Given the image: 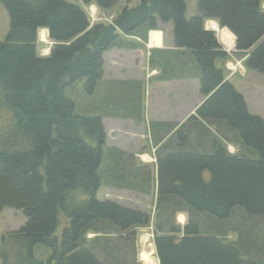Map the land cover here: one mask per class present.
Here are the masks:
<instances>
[{"label":"trees","instance_id":"obj_1","mask_svg":"<svg viewBox=\"0 0 264 264\" xmlns=\"http://www.w3.org/2000/svg\"><path fill=\"white\" fill-rule=\"evenodd\" d=\"M77 1L109 10L119 0ZM0 4L9 18L0 42V212L25 217L17 231L2 235L0 264H134L127 259L135 231L149 225L150 215L96 195L105 184L149 196L151 183L159 264H264L255 226L227 223L235 211L264 223V122L225 81L217 62L228 55L204 29L205 20L216 21L225 46L235 40V51L245 54L246 70L264 74V0H198V15L189 18L185 0H139L109 24H91L68 0ZM160 23H172L179 52L151 51V65L165 79L197 76L204 101L179 129L154 125L160 148L152 178L105 148L102 119H138L140 87L102 82V55L141 48L119 34L144 43ZM40 29L53 43L47 57L36 54ZM229 144L237 152L229 153ZM180 212L187 223L174 227ZM232 230L238 236L229 242ZM89 232L115 234L123 245L114 237L91 242Z\"/></svg>","mask_w":264,"mask_h":264},{"label":"rangeland","instance_id":"obj_2","mask_svg":"<svg viewBox=\"0 0 264 264\" xmlns=\"http://www.w3.org/2000/svg\"><path fill=\"white\" fill-rule=\"evenodd\" d=\"M68 1L79 5L84 11H87L86 13L90 19V22L94 24H109L120 13L123 7L128 6L131 8L139 2V0H119L118 3L109 10H100L93 4L85 6L77 0ZM197 1L198 0H185L187 18L198 15L196 6ZM8 30V14L0 4V42L5 40ZM172 30V23L159 24L158 31L161 33V41L163 44L162 47H167L166 45H168V43L172 44ZM40 32L41 30H39L37 33L36 54L38 57H47L51 52L53 43L47 36V31H45V38H40ZM119 35L122 37L121 34ZM159 36V33H154L152 35L150 40L152 46L160 44ZM149 39L150 37L148 40ZM138 42L141 44V48L138 49L111 48L107 52L105 60L102 58V60H104V67H102L103 75L111 80L123 81L132 79L135 80L136 78L146 79L145 76L147 75V72L151 71L148 72L147 78H149V81L145 83V92L143 99H141L143 102L142 107L143 113L145 112L146 122L157 120L181 122L184 118L189 116L190 113L194 112V108L199 105L202 100L204 101V98L199 95L200 85L198 77L193 76L190 82L187 80L188 78L185 79L182 77L175 78L176 80L174 81H172L170 78L168 80H161L162 76L160 68L156 70L150 69L149 64L151 65V63H148V59L150 62V57L148 58L146 56L148 52L144 48V44L140 41ZM149 46L150 44L147 43L146 48L148 49ZM222 49L227 53L228 59L224 61L223 64L219 61L217 64L218 66H223L224 68L225 81L231 83L235 90L242 95L248 113L261 118L264 122V74L246 70L244 66L246 56L244 53L236 52L234 46L233 48L228 49V47L222 45ZM177 72L178 71H176L175 74L178 75ZM151 77L156 78V80L151 82ZM158 88H160V90L157 92ZM174 93H176L175 98L172 99L170 96ZM141 96L142 95L140 94V97ZM117 119L119 118L109 117L106 120V124L109 127L108 131H111L113 137L117 139L116 141H111L110 144L121 147L124 146V141L128 146L136 147L137 149H145L146 147L143 134V130H145V124H141L140 122V124H137L136 126L131 125V123L126 124L118 122ZM125 126L127 128H125ZM153 150L156 151V149ZM227 150L232 154L237 152V149L231 144L227 145ZM149 151L151 152V149H149ZM139 162L142 164V166H149V161L147 159L143 160L141 157V161L139 160ZM152 191H154L153 183H151V192ZM150 196L151 195L142 196L140 193L135 194L124 190L111 191L105 184H103L96 195V198L99 201L110 200L123 207L135 208L150 214L149 225L146 227L137 228L135 231V243L133 246L134 252L132 254L130 253L127 259L128 263L133 261L134 264H144L145 262L141 259V255L143 254H141V252L149 254V252L153 250L154 255L152 254V256H154L153 258H155L156 264H158V258L156 259L157 256L155 254V247L153 244L154 236L159 233L157 230L158 218L154 215V212H152V198ZM241 217L243 219H241ZM172 222V226L174 227L185 225L187 223V214L183 212L176 214ZM24 223L25 217L21 211L10 208L2 210L0 212V241L2 235L17 231ZM227 223L232 224L233 226H240L242 224L246 229L247 227L250 228L254 225L255 228L253 229L254 231H252L254 232L253 234L256 235L253 238L257 239L258 244H261V239L264 240V223L258 218H247L235 211L230 215ZM65 224L66 221L62 220V226ZM114 235L115 234L107 235V237H105L99 233L89 232L86 238L92 242L96 238H98V240L107 238L108 240L111 237H114V239L116 238L114 242H117V247L119 248V246L123 245V242H119L117 240V236ZM140 236L145 240L142 244H139ZM237 236V233L233 230L227 231L226 238L229 242L235 241ZM114 242H112L111 245L115 246Z\"/></svg>","mask_w":264,"mask_h":264},{"label":"crops","instance_id":"obj_3","mask_svg":"<svg viewBox=\"0 0 264 264\" xmlns=\"http://www.w3.org/2000/svg\"><path fill=\"white\" fill-rule=\"evenodd\" d=\"M204 29L206 30V31H211V32H213L214 34H215V37L217 38V40H218V42H219V44L222 46H225L224 45V43L221 41V38H220V36H219V34H220V29H223V28H220L219 27V25H218V23L216 22V21H213V20H205L204 21ZM226 29V28H225ZM227 30V29H226ZM43 31H45V30H43ZM154 33H159L160 34V36H159V41H160V44L159 45H151V37H152V35L154 34ZM46 34H47V32H46ZM122 37H124V39H126V40H129V41H133L134 43H137V44H140L138 41H140V42H142L140 39H138V38H131V37H127V36H122ZM150 37V39L148 40V38ZM169 37V36H168ZM143 43V42H142ZM147 43H149L150 44V46H149V48L147 49L146 48V45H147ZM222 43V44H221ZM144 44V48L147 50V54H146V56L149 58L150 57V52L151 51H156L157 53H160V52H179L178 51V49H175L174 48V46L172 47V45H173V41H172V44H169L168 43V45H166L167 47H162V41H161V33H160V31H158V30H156V31H152V33L150 32L148 35H147V40H146V42H144L143 43ZM233 46L235 47V40H234V44H233ZM154 47V48H153ZM225 47H227V46H225ZM143 48V49H144ZM233 48V47H232ZM135 49V48H134ZM228 49H231V48H228ZM109 51V50H108ZM107 51V52H108ZM107 52H105L103 55H102V58L105 60V57H106V55H107ZM104 60H102V61H104ZM148 63H150L149 62V59H148ZM156 65V64H155ZM152 66V65H150L149 64V66H150V69L151 70H156V69H158V68H160V72H161V76H162V79L161 80H168V79H165V78H163V72H162V68L161 67H159L158 65H156V66ZM103 67H104V64H103ZM149 69V70H150ZM148 72H151V71H148ZM148 72H147V75H148ZM150 74V73H149ZM147 75L145 76L146 77V79L145 78H136L135 80L134 79H132V80H123V81H120V80H111V79H109V78H107V77H105V75H103L102 74V82H104V83H106V84H112V85H114V84H123V83H129V84H136V85H139V87H140V94L142 95L141 97H140V110H139V118L138 119H135L134 117H118V116H108V117H104L103 119H102V123H103V127H104V131H105V134H106V143H105V148L106 149H111V148H114V149H116L117 151H119V152H121L123 155H125V156H127L126 158H128V159H130V160H133V164H134V167H135V169L136 170H139V171H150V172H152V175H153V177L152 178H156V166H157V162H156V160H157V155H158V151H159V148H160V146L159 145H157V144H155V142H154V140H153V136H152V130H153V128H154V125H175V129H179L180 127H181V125L183 124V123H185L186 121H187V119L191 116V115H194V112H195V110H196V108L202 103V101H201V103L199 104V105H197L195 108H194V112H192V113H190L189 114V116H187L186 118H184L181 122H174V121H167V120H157V121H149V122H146V117H145V112L143 113V107H142V104H143V102L141 101V99H143V96H144V92H145V83H147V81H149L148 79L149 78H147ZM175 78H177V77H174V78H170V79H172V81H174V80H176ZM183 78H185V79H187L189 82L192 80V78H193V76H191V77H183ZM191 78V79H190ZM153 80H156V78H152L151 77V79H150V81L152 82ZM160 90V88H158L157 89V92ZM175 94L176 93H174V94H172L170 97L172 98V99H174L175 98ZM199 95H200V92H199ZM174 106V105H173ZM109 117H117V118H119V119H117L118 120V122H121V123H131V125H136L137 126V124H140V122H141V124L142 123H144L145 124V130H143V134H144V141H145V149H137L136 147H132V146H128L127 144H125V142L123 141V145L124 146H121V147H118V146H116V145H111L110 144V142L111 141H116L117 139L115 138V137H113V135H112V133H111V131L109 132L108 131V129H109V127H108V125L106 124V120L109 118ZM125 128H127L126 126H125ZM124 128V129H125ZM123 129V130H124ZM121 142H122V140H121ZM149 149H151V152L149 151ZM153 149H156V151H154ZM145 155V156H144ZM148 155V156H147ZM152 156V157H151ZM141 157H142V159L144 160V159H147L149 162V166H142V164L139 162V160L141 161ZM155 180V179H154ZM154 186H155V183L153 184ZM107 188H109L111 191H119V190H124V191H128V192H131V193H135V194H137V193H140V194H142V196H145L146 194H144V193H142V192H138V191H135V190H131V189H119V188H115V187H112V186H107ZM99 192V191H98ZM151 196V198H152V200H151V202H152V208H153V211L152 212H154V210H155V195H156V191H155V188H154V191H152L151 192V194H150ZM131 209H135V208H131ZM136 210H138V209H136ZM139 211H142V210H139ZM142 212H144V211H142ZM149 214V213H148ZM150 215V214H149ZM154 215H155V212H154ZM142 236V235H141ZM140 236V238H139V244H142V243H144V238H142ZM142 253H144V252H141V254ZM154 252H153V250H151L150 252H149V255H150V260L149 261H144L142 258V260L145 262L144 264H156V260H155V258H153L154 256H152V254H153ZM154 255V254H153ZM156 259H157V257H156ZM157 261H158V259H157ZM158 264H159V261L157 262Z\"/></svg>","mask_w":264,"mask_h":264},{"label":"bare ground","instance_id":"obj_4","mask_svg":"<svg viewBox=\"0 0 264 264\" xmlns=\"http://www.w3.org/2000/svg\"><path fill=\"white\" fill-rule=\"evenodd\" d=\"M94 9V8H93ZM46 30V29H45ZM40 38H45L46 37V34H45V31L41 30L40 32ZM141 258L144 260V261H149L150 260V255L149 254H146V253H143L141 255Z\"/></svg>","mask_w":264,"mask_h":264}]
</instances>
